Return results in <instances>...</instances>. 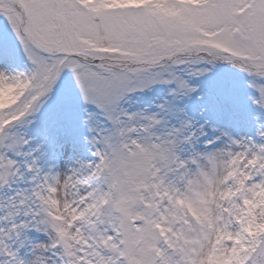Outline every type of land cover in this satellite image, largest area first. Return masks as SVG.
<instances>
[{
    "label": "snow or ice",
    "instance_id": "snow-or-ice-1",
    "mask_svg": "<svg viewBox=\"0 0 264 264\" xmlns=\"http://www.w3.org/2000/svg\"><path fill=\"white\" fill-rule=\"evenodd\" d=\"M0 97V264H264V0H0Z\"/></svg>",
    "mask_w": 264,
    "mask_h": 264
},
{
    "label": "rangeland",
    "instance_id": "rangeland-1",
    "mask_svg": "<svg viewBox=\"0 0 264 264\" xmlns=\"http://www.w3.org/2000/svg\"><path fill=\"white\" fill-rule=\"evenodd\" d=\"M17 44L16 51L19 54H22V51L18 48V42H15ZM230 74L233 79L243 82L244 79H246V74L240 73L237 69H230ZM215 74L208 77V79H214ZM160 95L159 91L157 92H145L143 94L134 95L133 96V102H132V109L136 110L137 108L144 107V108H152L155 109L156 103H158V100L156 99L157 96ZM189 103L190 107L195 108L198 104V101L196 99H193L191 101H187ZM245 104H248L247 100H244ZM59 104V98H54L52 101H50L49 105L43 110L41 114V118L39 122L31 126V134L37 138L38 141L43 142L46 138L48 139L49 147L52 146V139L59 137L62 140H68L71 142V140L76 136L83 135V130L79 128L78 121L75 119L73 115V108L75 106V99L71 98L66 103V112L64 119L57 125L53 126L49 115L50 112ZM249 111H251V106L248 105ZM236 131L239 135H247L251 134L252 128L251 127H239L236 128ZM68 151L74 155V157H79L81 154L85 156V158H92V152L91 151H83L82 148L72 149L71 146H69ZM69 160L66 158H61L60 165L61 169L66 168L69 166Z\"/></svg>",
    "mask_w": 264,
    "mask_h": 264
},
{
    "label": "clouds",
    "instance_id": "clouds-1",
    "mask_svg": "<svg viewBox=\"0 0 264 264\" xmlns=\"http://www.w3.org/2000/svg\"><path fill=\"white\" fill-rule=\"evenodd\" d=\"M3 98L2 97H0V100H2Z\"/></svg>",
    "mask_w": 264,
    "mask_h": 264
}]
</instances>
